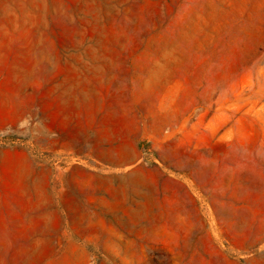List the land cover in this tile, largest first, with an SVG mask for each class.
I'll use <instances>...</instances> for the list:
<instances>
[{
    "label": "rangeland",
    "instance_id": "1",
    "mask_svg": "<svg viewBox=\"0 0 264 264\" xmlns=\"http://www.w3.org/2000/svg\"><path fill=\"white\" fill-rule=\"evenodd\" d=\"M0 264H264V0H0Z\"/></svg>",
    "mask_w": 264,
    "mask_h": 264
}]
</instances>
